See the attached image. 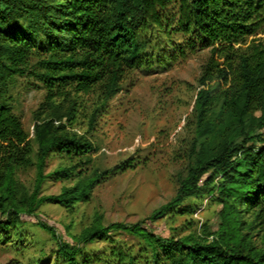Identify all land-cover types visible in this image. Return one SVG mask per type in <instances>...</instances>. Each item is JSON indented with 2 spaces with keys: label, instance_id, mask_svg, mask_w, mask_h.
<instances>
[{
  "label": "trees",
  "instance_id": "1",
  "mask_svg": "<svg viewBox=\"0 0 264 264\" xmlns=\"http://www.w3.org/2000/svg\"><path fill=\"white\" fill-rule=\"evenodd\" d=\"M261 32L264 0H0V242L20 249L22 215L46 203L72 211L140 161L100 168L85 134L129 72L152 74L207 50L185 126V171L149 218L174 221L193 211L186 200L216 189L217 230L164 236L142 221L97 217L31 264H264V40L248 42ZM20 78L43 91L31 137L12 102ZM53 156L59 163L46 172ZM28 169L26 186L19 173ZM47 179L69 185L42 194Z\"/></svg>",
  "mask_w": 264,
  "mask_h": 264
},
{
  "label": "rangeland",
  "instance_id": "2",
  "mask_svg": "<svg viewBox=\"0 0 264 264\" xmlns=\"http://www.w3.org/2000/svg\"><path fill=\"white\" fill-rule=\"evenodd\" d=\"M264 40V32L248 38ZM208 51L203 50L180 59L165 69L143 74L129 72L121 81L122 89L111 99L107 111L98 120L92 135L94 164L112 168L128 160L135 165L118 171L95 187L90 199L78 203L72 211L56 204H43L31 215H22L28 243L20 249L0 242V264H31L32 260L50 253L57 239L71 241L68 232L79 234L95 218L101 223L142 221L161 235L195 232L205 236L215 232L219 224L218 191L202 198H191L183 205L193 211L176 216L174 221L161 217L151 222L152 212L165 204L174 194L176 178L186 168V141L190 138L187 118L197 90L196 79ZM31 78H20L12 89L14 111L20 116L30 137L33 134V113L43 100V91L34 88ZM81 133L86 126L77 129ZM59 163L57 156L48 159L46 172ZM29 186L34 169L19 173ZM220 176L215 178L218 181ZM66 181L47 179L42 194L59 193ZM44 222L55 230L54 237L38 225ZM211 237V236H210ZM99 244H88L87 247Z\"/></svg>",
  "mask_w": 264,
  "mask_h": 264
}]
</instances>
